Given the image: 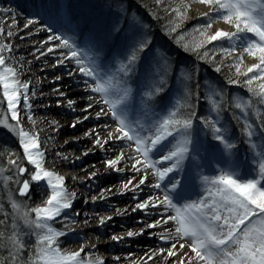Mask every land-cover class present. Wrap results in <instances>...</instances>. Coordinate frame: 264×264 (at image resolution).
I'll return each mask as SVG.
<instances>
[{"label": "snow or ice", "instance_id": "1", "mask_svg": "<svg viewBox=\"0 0 264 264\" xmlns=\"http://www.w3.org/2000/svg\"><path fill=\"white\" fill-rule=\"evenodd\" d=\"M157 2L162 3L163 0H157ZM196 2L208 6L211 12L217 14L209 20L205 26L207 29H211L214 20H222L234 29L233 31L219 29L206 35L207 43L237 40L243 45L245 52L258 60L257 63L248 66L244 72H241L239 64L236 65L235 72L247 77L244 83L249 86V92L255 95L260 106H264V83L259 84L258 89L250 87L254 81L264 80V0H196ZM189 7V4L181 3V6L173 8L172 12L182 19ZM203 15L207 17L210 13L206 12ZM38 22L36 19H28L25 28ZM43 27L52 33L48 38L49 41L58 40L60 45L57 47L63 46L68 49V53L63 58L73 61L77 71L91 81V83H88V80L85 82L92 93L99 95V103L104 105L97 113V119L101 115L111 116L116 122L115 139L125 141L126 146L138 154V156L129 157L135 160L132 167L141 173L136 187L146 182L148 169H152L153 175L158 177V182L152 185L155 189H161L160 182L167 178L168 183L164 185L166 191L163 192V199L153 197L149 201L136 205L142 210L153 207L175 211V215L161 218L165 224L172 221L176 225L175 235H172L169 230L167 239L173 242L167 250V256H176L177 264H264V148L255 152L251 161L254 168L251 178H243L239 168L234 170L230 164L229 167L220 169L217 175L203 178L205 183L212 186L208 190L209 197L178 205L170 193L174 192L179 196L185 188V183L177 177L181 171V165L190 158L193 150V128L197 121L210 132L212 140L216 142L215 148L227 155H232L233 150L237 148L219 119L198 117L194 110L188 111L186 115L178 114L177 109L172 108L166 110L162 116H157L147 127L138 122L134 123L128 118V108L132 99V89L128 81L135 73L142 54L150 47V40L145 38L132 44L123 60L120 61L116 72L107 73L103 72L94 60L86 59L67 36L56 35L48 25ZM172 30L174 31L175 28ZM3 32L4 29L0 28V34ZM249 33L252 35L248 36ZM7 35L11 36L12 32L9 31ZM184 47L187 50V46ZM5 49L11 51L9 45H0V89H2V96L7 100L8 108L12 110L11 119L16 121L13 130L19 138L27 163L34 165L35 170L31 180L46 181L51 188V195L44 206L27 210L28 213H35V219H26L25 222L38 234L36 254L29 264H92L91 261L81 258L83 248L71 253L63 252L57 244V238L65 233L56 231L49 225V221L60 216L63 210L71 208L75 193L68 192L64 187L63 176L43 167L44 151L41 150L38 133L30 134L20 123L18 108L21 99H23L24 107L31 109L28 96L30 82L21 81L17 70L6 64V57L3 55ZM47 51L53 52L54 48L49 47ZM223 51L230 53L232 49H223ZM207 55L205 51L201 58ZM62 62L63 60L58 61V63ZM249 73L253 75L249 76ZM231 82L239 83L238 80ZM162 90L160 86L155 88L154 92L159 93ZM145 95L152 96L153 92H146ZM72 103L69 102L70 105ZM213 104L216 105L215 100ZM253 106L251 98L238 100L235 103V107L241 113L248 112ZM91 107L92 105L89 104L85 111ZM189 107L192 106L189 105ZM87 118V116L84 117V119ZM71 126L75 127V124ZM257 129H259V135L264 137V114L260 124L254 125L248 122L243 127L244 135L252 149L257 147L253 140L257 136ZM93 134L96 137L95 145L101 147L113 139L112 132H109L108 138L104 140L100 138L99 133H89V135ZM156 152L160 155L154 156ZM123 159L125 157L121 152L116 158L107 160L105 163L114 170L122 171L123 169L118 168L117 165ZM245 159L247 160V157ZM10 163L17 165L20 173L27 171V168L21 167L15 160ZM239 163L242 166L243 161ZM129 184L131 181L124 184L123 188L128 189ZM29 189V181H23L18 191L21 196H24ZM12 207L18 209L20 205L13 203ZM103 222L102 220L101 223ZM160 224L161 221L158 220L148 227L156 228ZM133 235L132 232L128 233L129 237ZM113 239L118 238L113 237ZM186 245L189 251L183 253V256L187 257L183 259L178 252ZM13 246L20 251L24 249L18 235L13 239ZM95 264H103V261L97 260Z\"/></svg>", "mask_w": 264, "mask_h": 264}, {"label": "rangeland", "instance_id": "2", "mask_svg": "<svg viewBox=\"0 0 264 264\" xmlns=\"http://www.w3.org/2000/svg\"><path fill=\"white\" fill-rule=\"evenodd\" d=\"M194 1L196 2V0ZM176 3L180 7L181 3L184 2L181 0L178 2L176 0ZM6 5L15 8L19 12L18 14L23 15V18L26 20H38V23L33 24L35 31L44 33L43 31L45 30H42V26L49 24L56 35L67 36L70 41L75 43L77 49L86 59L91 58L100 66L103 72L107 73L116 72L120 61L123 60L132 44L145 38L150 40V47L142 54L135 73L132 74L128 81L132 89L128 118L134 123L138 122L147 127L150 122H154L157 116H162L166 110L172 108H176L178 114L183 113L186 115L188 111L194 110L198 117L205 116L212 119H219L223 127L227 130L229 138L237 145V148L233 150L232 155L224 154L221 150L215 148L216 142L212 140L210 132L197 121L193 128V150L190 153V158L185 160L181 165V171L177 177L185 183V188L181 192V197H175L172 192L170 193L175 203L179 205L209 197L208 190L212 186L205 183L203 178L217 175L220 169L229 167L230 164L234 170L237 167L239 168V172L243 178H251L254 174L253 163L251 161H253L255 152L264 148V137L259 135V129H257V136L253 138L257 147L256 149H252L247 137L244 135L243 127L248 122H252L254 125L260 124L262 114H264V106H260L255 95H252L250 92L248 95H244L239 89V84H236V86L232 84L234 88L232 89V87L229 88L221 81L213 80L207 75L203 77V81L200 83L201 85H199V82L194 83L195 78H192V75L189 74L185 67L176 66L163 49L152 45V42H154L152 40L153 36L148 34L150 26L146 22L145 17L139 15L135 7L130 6L128 0H0V10L5 8ZM188 10L194 19L203 20L190 7ZM33 12L36 15H32ZM212 28L215 32L216 30L213 25ZM50 35L52 33L47 34L46 39ZM7 36V33H5L3 38ZM229 42L232 44L233 55L239 61L241 68L246 70L251 65L241 57L240 51L244 52L252 60H255L256 63L258 62L255 57L243 50V45L239 43L240 41L233 40ZM57 45H60V41L58 40L54 44L56 49L59 48V51L56 52L57 55L64 56L68 53V49L63 46L57 47ZM70 62L76 65L73 61ZM6 64L9 65L7 59ZM61 64L65 71L71 72V67L67 62L63 61ZM40 65H36L34 68L39 69L41 68ZM74 69V71L78 72L77 66ZM55 77L56 75L54 74H48L45 80L51 83V86L44 93L49 91L55 93ZM77 77L75 78V89H79L81 93H84L83 88L84 86H88L85 82L88 78L83 77L79 72ZM257 81V87L253 86L251 88L258 89L259 84L264 83V80ZM88 83H91V81L88 80ZM160 86L163 88L162 92H154V89ZM200 91H205V93H201ZM146 92H153V95L146 96ZM33 93L30 92L28 94L29 98L32 97ZM94 97L100 100L99 95L95 93ZM251 97L254 105L253 108L248 112L241 113L235 107V103L238 100L242 101ZM53 100L58 105H62L67 110L72 111V107L67 102H64L63 99L55 97ZM213 100L216 101V105L213 104ZM189 105L192 107L190 108ZM11 115L12 110L8 108L7 100L2 96V89H0V241L2 242L0 246L2 254L4 253V260L7 263L29 264L30 260L36 254L38 234L25 222L26 219H35V213H28L27 210L44 206L46 200L51 195V190L48 184L31 180V175L35 170L34 165L26 161L19 138L13 130L16 121L11 119ZM52 117L42 129L47 139L52 138L62 128L61 126H55L62 119L57 118L58 115H55L54 119ZM72 119L77 122L76 117ZM19 120L23 126V118L19 116ZM101 124L106 125L105 119H103ZM78 132L80 134L86 133L87 127L80 129ZM106 132L109 133L111 130L106 129ZM61 144V141H57L56 148L52 150L54 154H63V150L59 148L62 146ZM88 148H95L94 142L89 143ZM129 149L120 145L116 155L121 152L127 154ZM93 150H95V163L103 162L104 159L97 157L99 155L98 151L96 149ZM72 151H65V153L71 154ZM159 155V152L154 154V156ZM135 156H138V154L135 153ZM245 157H247V160ZM72 158L70 157V161L74 160ZM12 160L17 161L21 167L27 168V171L20 173L17 165L10 163ZM133 161L130 160L125 166H132ZM241 161H243L242 166L239 163ZM148 172L153 174L152 169H148ZM72 173L77 175L74 171H68L65 173V176L67 177ZM8 177H12V179L9 180ZM83 177L85 178H83L85 182L79 184L78 187L76 186L75 193L79 194L80 200L85 204L88 201L94 200H97L98 204L87 208L82 213V210L76 207L71 208L70 212H67L68 214H64L65 210H63L60 216L49 221V225L54 230L65 233L57 238V244L62 251L65 250L64 246L72 241L71 237L77 234L78 229L81 228L83 221L78 219L80 214L85 216L97 214L99 215V220L101 218L105 219L103 215H100V210L102 207L112 204L111 201L106 200L96 191L102 183H105L104 181L97 178H92V180L88 181V178ZM23 181H29L30 189L26 195L21 196L18 190ZM111 182L115 184L122 183L116 181V178L113 177L106 185H109ZM161 183L163 186L167 184V178ZM153 195L163 199V196L159 193H154ZM39 201H42V203L38 204ZM13 203L19 204L20 207L14 209L12 207ZM143 210L139 209L138 211ZM170 211L167 210L168 216L175 215L173 209H170ZM104 213L109 214L108 212ZM70 214L75 215L77 220L71 221ZM139 219H144L141 213L137 214L136 221H140ZM139 223L141 226H144L146 222L142 221ZM121 225L123 224L119 220L114 219L107 226H102L100 223V228L104 233L109 232V234L118 238L117 240L119 242L117 246L121 247V252L117 254L124 256L127 254L125 252L126 248L132 247V249L136 250L140 247L133 242H127L128 240H120L121 237L126 235L127 231L112 233L115 227ZM17 235L24 245L22 251L13 246V239ZM77 235L80 237V241L74 242L77 248L90 243L87 237L89 239L95 238L96 242L100 243L107 242L105 238L103 239L101 237V234L95 236L92 233L90 236H86L78 233ZM145 235L149 238H154L155 231L149 230ZM135 250L129 251V254L134 255L130 262L139 263L141 260ZM110 255L112 254L109 253L108 256ZM84 257L87 260H95L106 256L104 253L99 254L98 252L92 251L84 254Z\"/></svg>", "mask_w": 264, "mask_h": 264}, {"label": "bare ground", "instance_id": "3", "mask_svg": "<svg viewBox=\"0 0 264 264\" xmlns=\"http://www.w3.org/2000/svg\"><path fill=\"white\" fill-rule=\"evenodd\" d=\"M181 1L189 4L191 10L195 14L208 21L217 15L215 12H211L208 6L196 3L194 0ZM10 7L6 5L5 8L0 10V28L4 29V32L0 34V45H9L11 47V51L5 49L3 55L8 60L9 65L17 70L20 80L23 82H30L29 93L34 92L32 97L29 98L31 109L24 107L23 99H21L18 108L19 116L24 120L23 129L30 134L38 133L41 150L44 151V168L63 176L65 178L64 187L68 192L75 193L76 186L78 187L79 184L85 182L83 176L88 178V181L92 180V178H97L105 183H102L96 191L106 200L112 202V204H108L100 210V215H103L105 219L101 218L99 220V215L97 214H92L91 216L80 214L78 217V219L83 222L77 234L79 233L86 236H90L92 233H94L95 236L101 234V237L103 239L105 238L107 242L100 243L96 242L95 238L89 239L87 237L90 243L77 248L74 242L80 241V237L75 234L71 237L72 241L64 246L65 250L63 252L70 253L71 250L75 252L83 248V252H81V258L83 260H87L84 254L88 252L94 251L99 254L104 253L106 256L104 258L89 260L92 264H95L97 260H102L103 264H177L176 256H167V250L171 247V243L173 242L167 239L169 230H171L172 235H175L176 225L172 221L165 224L161 220L162 217L168 216L167 210L170 211V209L149 207L143 211H138L139 209L136 207L138 203L149 201L155 197L153 195L154 193H159L163 196V192L166 191L163 184L160 182L161 189L153 188L152 185L158 182V177L148 172V179L146 182L136 187L141 178V173L137 172L132 166H125L127 162L134 160L129 158L130 156H135L132 148L129 149L127 154H124L125 159L121 160L120 164L117 165L118 168L123 169L122 171L114 170L106 165L105 161L116 158L120 145L127 147L125 141L116 140L114 138L116 135L114 132L116 123L111 116L101 115L100 118L97 119V113L100 112L101 107H104V105L99 103V100L94 97V93L89 90L88 86H84V93H81L79 89H75V78H78V72L74 71L76 65L72 64L70 62L71 60L64 59L63 55L56 54V52L59 51V48L56 49L54 46L57 40L49 41L46 39L47 34L50 32L46 31L43 26L42 30H45L43 31L44 33L35 31L33 25L25 28L27 20L23 18V15H19V12L15 8ZM206 12H209L210 16H204L203 13ZM32 15H36L35 12H33ZM47 25L50 26L49 24ZM212 25L216 31L219 29L232 31L231 27L222 20H214ZM13 29L14 31H12ZM9 31L12 32V35L3 38V35ZM49 47H53L54 51L48 52L47 49ZM240 54L250 65L256 63L255 60H252L244 52L240 51ZM61 60L68 63L71 67V72L63 69L62 64L58 63V61ZM39 64H41V68L35 69L34 67ZM48 74L56 75V84H54L56 88L55 93L53 91L44 93V91L49 90L51 86V83L45 80ZM61 93L63 95H61ZM55 97L67 102V104L72 107V111L55 103L53 100ZM89 97H94V99L90 100ZM70 101L73 102L71 105L69 104ZM89 104H91L92 107L85 111ZM53 115H58L57 118L62 119L59 123L55 124L56 127L61 126L62 128L57 131L52 138L47 139L42 129L46 126V123L51 120ZM54 116L52 119L55 118ZM85 116L88 118L84 119ZM75 117L77 118V122L72 119ZM103 119H105L106 125L101 124ZM73 124H75V127L71 126ZM86 127V133H77V131ZM106 129L111 130L113 139L103 144L102 147L95 145L93 149L98 151L99 155L97 157L104 159L103 162L95 163V150L87 149V146L89 143L94 142L96 137L94 134L89 135V133H99L100 138L104 140L107 139L109 135ZM57 141H61L62 143V146L59 147L63 150L62 155H56L52 152V150L56 148ZM65 151L72 152L71 154H67ZM70 157H73L72 159L74 160L70 161ZM134 163L135 160L133 161V164ZM68 171H74L77 175L72 173L66 177L65 173ZM113 177L116 178V181L122 183L115 184L111 182L109 185H106ZM129 181H131V184H129L128 189H124L123 185L128 184ZM38 182L47 184L46 181ZM49 189L51 190L50 187ZM97 204V200L88 201L85 204L80 200L79 194L75 193L71 208L73 209L76 207L82 210V213L87 208ZM71 208L66 209L64 214H68ZM104 212H108L109 214ZM139 213H141V216H143L145 220L139 219L140 221H136L137 214ZM70 218L71 221L77 220L75 215L70 214ZM114 219L119 220L123 225L119 226L120 228H113L114 230L112 233L127 231L126 235L121 237L120 240H128L127 242L138 244L140 248L135 250L129 247L125 250L127 253L126 255L119 256L117 254L121 252V247L117 246L119 241L113 239L114 236L109 234V232L104 233L100 228L102 220L104 221L101 223L102 226H107ZM158 220L161 221L160 226L156 228L148 227V225ZM142 221L146 222L144 226H141L139 223ZM149 230L155 231L154 238H149L145 235ZM129 232L134 233V235L129 237ZM161 247L163 248L162 250ZM178 249L179 245L177 244V250ZM130 250H135L137 252V256L139 255L141 262H130L134 256L129 254ZM188 251L189 249L186 245L183 250H179L178 254L181 258L187 259L186 256H183V253H188ZM109 253L112 255L108 256Z\"/></svg>", "mask_w": 264, "mask_h": 264}, {"label": "trees", "instance_id": "4", "mask_svg": "<svg viewBox=\"0 0 264 264\" xmlns=\"http://www.w3.org/2000/svg\"><path fill=\"white\" fill-rule=\"evenodd\" d=\"M128 1L131 7L137 9L139 15L145 17L150 26L148 34L153 36L152 45L163 49L176 66L185 67L192 78H195L194 83L199 82L201 85L203 77L207 75L213 80L221 81L229 88L233 86L232 84L235 86L239 84L242 93L249 94V86L244 83L247 77L235 72V66L238 64L240 66V63L234 57L233 51L230 53L223 51V49H232L228 41H214L210 44L206 42L205 36L214 33L212 27L211 29L205 27L207 22L194 19L188 9L182 19L178 18L172 12L173 8L178 7L176 0H163L162 3H158L157 0ZM173 28H175L174 31ZM247 35L251 36L252 34ZM185 45L187 50H185ZM205 51L208 53L207 57L201 58ZM217 68L220 70L217 71ZM244 71L246 70L241 68V72ZM251 75L253 74H249V76ZM232 80H238L239 83H232ZM257 82L254 81L250 87H257ZM232 89L234 88L232 87ZM200 92L205 93V91ZM40 203L42 201L38 202V204ZM1 243L0 241V245ZM4 259V253L2 254L0 246V264H10Z\"/></svg>", "mask_w": 264, "mask_h": 264}]
</instances>
